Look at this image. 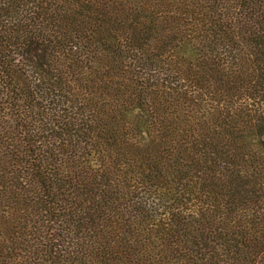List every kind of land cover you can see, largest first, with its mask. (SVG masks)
<instances>
[{"label": "trees", "instance_id": "obj_1", "mask_svg": "<svg viewBox=\"0 0 264 264\" xmlns=\"http://www.w3.org/2000/svg\"><path fill=\"white\" fill-rule=\"evenodd\" d=\"M0 264H264V0H0Z\"/></svg>", "mask_w": 264, "mask_h": 264}]
</instances>
